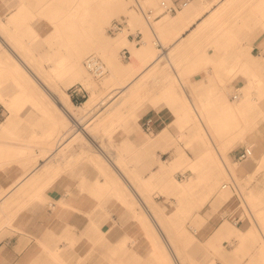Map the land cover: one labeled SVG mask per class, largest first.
<instances>
[{
  "label": "rangeland",
  "instance_id": "obj_1",
  "mask_svg": "<svg viewBox=\"0 0 264 264\" xmlns=\"http://www.w3.org/2000/svg\"><path fill=\"white\" fill-rule=\"evenodd\" d=\"M13 1L14 3H12ZM62 1L64 0H0V25L8 27V31L3 33V37L8 38L12 35L20 37L21 42L29 46V53L41 62L42 68L40 69L43 76L50 74L52 71L50 59L53 58V55L66 54L68 51V44L64 45L66 40L56 37L55 31V26L63 22L67 17L69 3ZM93 1L90 0L91 3ZM166 5H173V0H122L121 6L117 11L105 9V12H101V8H99L98 12L102 15L107 14L109 17L101 27V33L98 34V38L103 42L115 40L119 32L112 33L111 27L114 22L119 21L123 23V29L129 31V35L134 34L135 40L133 43L135 45L139 44L142 47L144 42L148 40L152 47H155V43L158 45L163 43L167 47L170 45L171 40L162 36L160 30L162 31L163 28L159 26L158 21L166 16L173 17L172 14L176 12L167 11ZM20 6L23 12L30 16V20L19 18L16 23H9L11 12H16ZM222 11V15L214 17L213 22L206 27V30H210L212 35L231 34L233 39L237 37L238 39L242 38V40L210 44L207 42L206 47L203 48L204 51L200 50L199 45L197 43L194 44V42L191 43V46H196L193 51L189 49L184 51L182 46H177V48L167 54V49L162 50L160 48L158 51L156 49L155 53L158 54V57L156 60L154 59L155 61L148 58L151 56L149 51L145 55L143 62L145 61L144 64L146 65L148 63L151 64L153 61V68L138 82V85L141 86L143 83H149L150 78L159 76L161 77L159 79L161 84L169 82L182 89V85L185 87L191 85L192 77L198 71L208 72L206 75L216 88L212 90L214 94L213 99L210 100V102H214V105L196 103L193 107L187 102L190 111H181L180 106L183 105V102L178 101L179 103L176 107L172 106L177 121L172 124L173 126L169 125V135L163 140L165 143L162 142V145L165 144V146L163 145L164 147L160 149L163 151L169 150L168 153H161V158L168 163L175 151H184L195 159V164L199 167L197 168L198 170L193 171L191 168L185 169L183 167L173 170V176L181 183H187L194 173L204 177L211 169L214 171L221 169L220 171H223L225 175L221 180V184L213 191V194L209 196L205 194V191L208 190V185L207 180L203 179L199 182L197 188L193 189L194 191L190 190L180 197L175 192V187L172 183L154 179L153 171L156 169L146 167L149 156L147 153H142V148L140 152L127 154L111 152L115 144H113L114 137L109 136L112 133V131H108L109 127L114 126L115 121L122 122L123 120L137 119L141 116L138 111L143 108L140 104H136L137 101L142 102V87L135 93L132 91L131 95H127L128 93L125 91L118 99L112 102L114 95L118 91L115 89L122 86L121 82L124 79L134 76V74L120 73L115 68L113 70V65L110 63L111 59H109H113L116 64L114 67L116 68L119 65L124 66L123 64L128 63L130 61V52L124 53V48L128 47L127 45H122L120 48L112 47L106 54L103 50L101 52L94 50L85 55L83 59L85 68V61L91 54H97L104 60L108 71L103 77L97 78L87 71V77L82 80L70 82L60 78L51 81L49 84L48 87L51 92L59 96H66L67 94L72 100H75V96L72 95L73 90L83 86L86 90L82 93L81 101L79 103L75 102L77 106H82L91 96L92 91L97 89L98 98L95 101V105L84 116L88 120L93 117V120L86 125L84 130L79 124L75 125L73 121L71 122L64 118L62 113L53 105L50 97L34 83L28 81L27 91L37 92L39 97L43 96L44 99H41L40 104L29 103L17 117V130H23V128L28 127L32 130L30 133L23 135L21 133L17 134V132H10L0 136V139L7 141L8 144L6 147L7 153L5 155L0 154L3 157L5 156V159L0 164V169L11 164H19L25 168L34 167V164L41 162V158L54 154L50 163L52 162V168L55 169V181L58 187V183H61L65 174L70 173L72 177H76L74 172L79 171V167L83 165L91 167L86 172L88 177H96L98 180L105 178L106 175H104L102 167L109 168L112 171L107 161H105L107 160L105 154L106 156L109 155L113 161L127 166V170L132 175L137 174L140 177L154 179L153 185H147L146 193L153 202H157L163 207L162 216H174L175 213H172V211L182 200V196H185L186 200L189 199L193 203L190 212L184 214L180 212L179 215L172 218V223H176L172 227L174 237L178 238V245L181 246L185 253V259L188 264H241L245 261H247V264H264L260 258L261 248L264 245V216L262 213L264 208V201L262 200L264 198V164L260 166L257 159L261 156L262 146L264 145V88L261 87L264 86V0H227L222 7ZM177 14H180V12ZM217 21L219 24L214 27ZM15 29L18 30L16 34H14L16 32ZM139 33H141L140 36H138ZM63 34H65L64 31ZM243 38L247 40L244 41ZM158 45L157 48H159ZM208 49H213L215 54H223L224 56L208 57L206 56ZM192 54H195V56ZM198 54L204 55L198 56ZM8 55L9 52L0 42V59L6 60ZM15 75L18 78H22L23 73L15 71ZM111 76L112 82L104 89L105 80ZM4 84V88H7L15 83L13 78H7ZM39 90L40 92H38ZM84 94H86V98H84ZM250 94L253 98V108L247 112V119L242 120V128L239 130L240 134L232 138L234 134L232 135L223 129L221 134H219L217 132L218 128L210 126L208 119L213 117L215 106L220 108L228 101L239 102L244 96ZM120 101L121 103L119 104ZM0 102L6 106L8 110L7 118L9 119L13 110L2 100ZM115 107L116 109L113 111L112 109ZM171 127L177 129L178 134L184 136L173 137L171 135ZM207 129L208 131L206 132ZM146 137L147 141L153 145L160 141L157 135H146ZM44 145L47 147L45 149H54L56 152L46 153L44 151L40 154L34 152L36 147L41 148ZM76 146L81 147V152H73L78 150H76ZM246 147H251L254 150L256 158L252 157L245 161H238L236 155ZM85 148L86 150H84ZM99 150H102L100 151L101 153L97 152ZM103 150L108 152H103ZM102 152L105 154L103 155ZM206 152L214 154L220 168H214L213 166L210 168L207 163H200V158ZM157 156L158 154L152 155V165H154L153 161H155ZM116 157L119 158L116 159ZM43 169H46V167H43ZM235 169L237 172H235ZM232 182L236 183L238 190L235 191L232 188L223 189V184ZM121 185H124V183L119 186ZM9 188L10 186L4 187L0 197L4 193L6 194ZM112 191L111 189H105L102 193L95 192L94 195L99 200V206L103 207V211L112 217L113 226L117 228L119 225L113 219V211L111 212L107 207L110 203L120 202L123 207L119 209L120 212L126 209L125 215H128V220L133 219L139 223L142 232L134 239L126 236L120 239V249L118 252L114 251V260L116 258L114 263L166 264L162 263L164 259L159 261L156 256L149 253L151 249H155L157 253H161L163 258H167L166 255L162 254L163 250L160 240L157 239L154 243L151 231L147 229V218L144 215H139L141 208L136 205V200L129 193L128 197L132 198L134 203L132 207L127 200L120 199L115 194L116 192L113 193ZM233 195L240 197L241 205L244 208V224L236 225L231 221H223L222 223L230 224L242 235L252 231L253 237L245 240L242 248L238 251L236 249L241 244L238 236L224 239L220 250L218 246L216 247L210 242L211 236L222 224L215 223L214 215L220 211L231 197H234ZM23 196L29 199L37 198L43 200L42 196L36 197L31 193L23 192H20L17 198L21 201ZM111 199L114 202H110L109 200ZM44 200L48 203L46 199ZM15 205H17L16 200L13 204L3 203L0 205V211L7 213L13 210L11 214H14L16 212ZM21 209L20 205L17 210ZM106 213L105 216L107 218ZM13 220L14 218H9L8 221L5 220L3 222H8L9 225H12ZM128 241L131 242L135 249L134 263H132L131 258L130 260L128 258ZM145 247L147 249L144 251ZM115 253H118L119 259ZM130 257L132 256L130 255ZM167 263L169 264L170 262L167 261Z\"/></svg>",
  "mask_w": 264,
  "mask_h": 264
},
{
  "label": "crops",
  "instance_id": "obj_2",
  "mask_svg": "<svg viewBox=\"0 0 264 264\" xmlns=\"http://www.w3.org/2000/svg\"><path fill=\"white\" fill-rule=\"evenodd\" d=\"M184 1L173 0V3L182 4ZM199 2L200 0H190L188 6L182 7L178 12L172 14L173 18H179L181 14L184 16L183 21L178 22L172 29H163L162 31L159 29L164 38L171 40L170 45L167 47L163 43L158 45L162 50L167 49V54L177 46H182L184 51L188 49L193 51L196 46H191L192 42L197 43L201 48L200 50H203L207 42L210 44L242 40V38L238 39L237 37L233 39L231 34L212 35L210 30H206V27L213 22L214 17L222 15V7L227 0H204L201 4ZM179 12L180 14H177ZM162 19L160 18L159 21ZM218 21L215 22L214 27L219 24ZM129 39L133 42L135 40L134 34H130ZM243 39L244 41L247 40L246 38ZM136 46L141 47L139 44ZM124 49H128L130 52L129 58L131 61V47L128 46ZM207 51L206 56L208 57L224 56L223 54H215L213 49ZM192 55L195 56V54ZM203 55L198 54V56ZM144 62L141 61L142 68L131 81L132 84L130 82L129 87L126 85L116 88L115 90L121 92L117 91L112 99V102L115 101L125 91L128 95H131L132 91L135 93L142 87V102H136V104L143 106L138 111L141 116L137 119L123 120L122 122L115 121V125L109 127L108 131H112L109 136L114 137L113 144H115V147L111 150L112 153L140 152L142 148V153H147L149 156L146 167L157 169L158 164H156V161H153L154 165L151 164L152 155L166 152L160 149L164 147L162 143L153 145L147 141L146 135L149 134L143 129L144 120L148 117L157 120L155 135L158 136L166 127L177 121L172 106L176 107L178 101L189 102L191 105L196 103L208 105L210 100L213 99V95L210 93L216 88L208 79L206 75L208 72L206 71H198L192 77L189 87L182 85L181 89L170 83L172 88L167 96L164 91L165 84L159 82L161 78L159 76L150 78L149 83L138 86L139 80L145 77L153 68L152 62L146 65ZM147 65H150V67ZM72 101L75 103V100ZM92 120L93 117L89 120L85 117L83 120L85 122L82 125L86 126ZM73 123L75 124V122ZM82 125L80 127H83ZM31 131L25 127L17 134L27 135ZM171 135L173 137L184 136L178 134V130L174 127H171ZM45 148H47L45 145L41 148L36 147L34 152L36 154L44 151L46 153L56 152L54 149L46 150ZM75 148L78 150L73 152H81L80 146ZM6 149L0 150V154L5 155L7 153ZM103 152L108 151L103 150ZM4 159L5 156L0 157V164ZM44 159H40L41 163L46 161ZM48 164H51L50 160ZM88 169H91V167L87 165L80 166L79 171L74 172L76 177H72L70 173L65 174L61 183H58V187L55 181L54 168L48 169V171H38L41 172L38 179L32 177L30 168L22 167L19 164H11L0 169V193H2L4 187L10 186L6 194L4 193L0 197V205L3 203L10 204L13 193L18 190L24 188L20 192L31 193L36 196L39 187L44 186L41 195L43 200L29 199L23 196L21 201L17 198L14 214H11L13 210L7 213L0 211V264H115L114 251H119L120 239L125 236L134 239L142 233L141 227L135 220H128V215H125L126 209L120 212L119 209L123 208L120 202L110 203L107 207L108 210L113 211V219L119 225L117 228L113 226L112 217L103 211V207L99 206V200L94 195L96 191L93 187L97 186L98 182L105 185L103 184L105 179L98 180L96 177H88L86 175ZM15 186L17 188L14 190L13 187ZM109 201L114 202L112 199ZM127 202L129 204L130 199H127ZM20 205L22 209L17 210ZM237 205L238 199L231 197L220 211L214 215L215 223L233 222V217H237L240 213V209L236 207ZM228 212L231 214L230 218L225 217ZM9 218H14L12 225L3 222L8 221ZM145 249L146 247L144 251ZM127 250L129 260L131 258L132 263H134L135 249L130 241H128ZM116 257L119 259V255ZM241 264H247V261Z\"/></svg>",
  "mask_w": 264,
  "mask_h": 264
},
{
  "label": "bare ground",
  "instance_id": "obj_3",
  "mask_svg": "<svg viewBox=\"0 0 264 264\" xmlns=\"http://www.w3.org/2000/svg\"><path fill=\"white\" fill-rule=\"evenodd\" d=\"M203 1L204 0H200L199 3L201 4ZM62 2L69 3L68 12L66 15L67 17L63 22L58 23L55 26V31H56V37H59L60 39L63 38L66 40L64 45L66 43L68 44L67 47L68 51L66 54L62 53L58 55H53V58L50 59L51 62L50 65L52 71L50 74L46 76L41 75L42 70L40 68H42V64L40 61L35 59V56L29 53L30 50L29 46L22 43L20 37H16L14 35L9 36L8 38H4L3 33L8 31V27L4 25L2 26L0 25V42L3 44L4 48H6L7 51L9 52L8 55L9 57L7 56L6 60L0 59V100H2L5 104L9 105L11 110H13L12 116H10L9 119L7 118L4 121H0V136L6 133L8 134L10 132L16 133L20 131L17 130L18 129L17 117L20 115L21 111L23 112L25 107L29 103L40 104V101H42L41 99H44L43 96L39 97L37 92L27 91L26 87L28 81L34 83L36 86H38L39 89H42L44 93L48 95V97H50L53 105L58 109L59 112L62 113L64 118H66L71 122L72 121L75 122L76 125L78 124L82 125V121L85 118L84 117L85 113L91 110V108L95 105V101L98 98L97 89L92 91L91 96L83 103L82 106H77L75 103H73L72 99L69 98L67 94L66 96L64 95L59 96L56 93L51 92V90L48 87L51 81L60 78L64 80H68L70 82L82 80L83 78L87 77L88 70L83 65V59L87 53L94 50L98 52H101V50H103V52H105L106 54L107 51H109L112 47L120 48L122 45H127L131 47V51H132V58L130 62L123 64L124 66L119 65L116 68L114 67L116 64L114 63L113 59L112 58L109 59H111L110 63L111 65H113L112 66L113 70L117 69L120 73H125L130 75L134 74L133 77L126 78L121 82L122 84L121 87H124L126 85L127 87H129L132 84L131 81H133L135 75L139 73V71L141 70L142 66L140 65V63L145 59V55L147 54V52L150 51L151 56L148 58H150L153 61H155L158 57V54L155 53L156 49L157 51L160 50V48H157L158 45L157 43L154 44L156 47L155 48L152 47L151 43L147 40L144 42V45L142 47H137L129 39V31L127 29L125 30L122 29L118 33V36L115 38V40H113L112 42L109 41L103 42L102 40H100V38H98V34L101 33V27L104 25V23L107 21V18L109 17L107 14L102 15L100 12H98V9L101 8V12H105V9H109L110 11H117L118 8L121 6L122 0H94L93 3H91L90 0H70V1L64 0ZM12 3H14V1ZM21 8L22 7L20 6L16 12H11L10 14L11 18L9 20V23L14 24L18 21L19 18H25L28 21L30 20L29 19L30 16H28L26 12H23ZM183 18L184 16H182V14L179 16V18L166 16L158 23L159 26L163 29H172L174 26L178 24V22L183 21ZM63 31L65 32V34H63ZM17 32L18 30H16L14 34H16ZM49 57H51V55H49ZM147 66L150 67V65ZM15 71H19L20 73H23L22 78H18L15 75ZM7 78L8 79L13 78L15 84L12 85L11 87L4 88L5 86L4 82ZM111 82H112V76L105 80L103 84L104 89L107 86H109ZM130 82L131 84H129ZM261 87L264 88V86ZM171 88L172 86H170V83L167 82L164 88L166 96L170 94ZM38 92H40V90ZM210 94L213 95L214 94L213 91ZM252 102H253V98L252 95L250 94L244 96L239 102L236 101L233 103L228 101L225 102L223 107L220 108L218 106L215 107L213 106L215 108L213 110L214 115L213 117L208 119V122L211 124L210 126L214 128H218L217 132L219 134H221L223 129L226 130L228 133H231L232 135L234 134L232 138L236 137V135L240 134L239 130L242 128V120L247 119L246 116L247 112L253 108ZM120 103L121 101L119 102V104ZM210 104L214 105V102L212 101L210 102ZM115 109L116 107L113 108L112 110L114 111ZM180 110L190 111L189 105L184 102L183 105L180 106ZM88 124L89 122L87 123V125ZM82 126H83L82 129H85L86 126L85 125ZM168 127H166L163 131L160 132V134L158 135L159 137L158 139L160 141L156 142L154 145H158L159 142L162 143L163 140H165L166 137H168L170 131ZM207 131L208 129L206 130V132ZM27 142L30 141L28 140ZM163 145L165 146V144ZM7 146H8L7 141L6 142L2 140L0 141V150L5 149ZM12 147L15 148L14 146ZM84 150H86V148ZM100 151L101 150L97 152L101 153ZM168 151H169L168 149L165 150V152ZM104 154L105 153H103V155ZM53 156L54 154H51V156L50 155L46 156L45 164L39 162L36 165L34 164V167L33 166L30 167V171H31L30 174L33 175L32 176L33 178L38 179L41 173V172L39 173L38 171L40 170L48 171V169H52L53 165L52 164L49 165L48 162L49 160H52L51 158ZM105 157L107 158V160L105 161H107L112 171L109 170V168L102 167V171L104 175H106V177L104 178L105 183H103L105 185H101V183L98 182L97 183L98 185L96 187H93V189H95L97 193H102L105 189H111V191L113 190L112 191L113 193L116 192L115 194H117L120 199L125 201L127 199H130L128 197L130 193L133 196V198L136 200L137 203L136 205H139V207L141 208L140 211L141 213H139V215L140 216L144 215L147 218V229L151 231V235L153 237L154 243L155 240L157 239L160 240L161 248L163 250L162 254L166 255L167 258H163L161 256V253H157L155 249H151L149 253L151 255L156 256L159 261H162V259H164L165 261L163 260L162 263L168 264L167 263L168 261L170 262L169 264H188L187 260L185 259V253L181 249V246L178 245V238L174 237L175 235L172 230V227L173 224L175 225L176 223L174 222L172 223V218H174L176 215H179L180 212L183 214L186 212L187 213L190 212L192 210L191 206L193 203L190 202L189 199L186 200L185 196H182V200H180L179 204L172 211V213H175L174 216L172 217L162 216L161 213L164 211L163 207L160 206L157 202H153L148 197L146 193L147 191L146 187L147 185L148 186L153 185L154 179L161 181L164 180L165 182L172 183L173 186L175 187V192L177 193V195L179 194V196L181 197V195L186 194L190 190L194 191L193 189L197 188L199 182L202 181L203 179H206L208 190L205 191V194L209 196L213 194V191L216 189V187L219 186V184H221V180L225 175L224 172L220 171L221 169H219L218 171L216 170L214 171L211 169L212 171L209 170L210 172H208L204 177L194 173V175L190 178V180L187 183H181L179 182L178 179H176L173 176L174 175L173 170L183 167L185 169L191 168L193 171H196L198 170L197 168L199 167L195 164L196 162L195 159L191 158L187 153H185L184 151H175L169 163L161 158V154L155 157V161L156 164H158V167L156 170L153 171L154 179H149L143 176L140 177L137 174L132 175L130 171L127 170L128 168L127 166L121 165L116 161H113L109 155L106 156L105 154ZM252 157L256 158V154L253 153ZM117 158L119 157H116V159ZM257 159L259 162L258 164L260 166L264 164V145L262 146V154ZM108 160L110 161L112 160V161L108 162ZM199 161L201 164L207 163L210 166V168L211 166H213L214 168L215 167L220 168V166L218 165V161L214 157V154L212 152L204 153V155H202ZM43 167L44 168L46 167V169H43ZM235 172H237L236 169ZM122 183H124V185L119 186ZM16 188H17L16 186L13 187L14 190ZM43 189L44 186H40L38 192H36V196L38 197L41 196ZM20 191L18 190L17 192L13 193V196L10 200L12 204L15 202V200H17V194L20 193ZM262 200L264 201V198ZM129 204L133 207L134 203L132 198L130 199ZM262 213L264 216V208ZM252 235H253L252 231L242 235L230 224L222 223L215 231V233L211 236L210 242H212L216 247L218 246L221 250L222 249L221 243L224 239H231L233 236H238V238H240L241 241V244L236 249V251H238L242 248L243 242H245V240L247 239L248 240L251 239L253 237ZM261 249H262V253L260 254V258L262 262H264V245L262 246Z\"/></svg>",
  "mask_w": 264,
  "mask_h": 264
},
{
  "label": "built area",
  "instance_id": "obj_4",
  "mask_svg": "<svg viewBox=\"0 0 264 264\" xmlns=\"http://www.w3.org/2000/svg\"><path fill=\"white\" fill-rule=\"evenodd\" d=\"M190 0H185L182 2V4L178 3H173V5H166L165 8L169 12H177L180 8L188 6ZM123 29V23L116 21L111 27L112 33H118ZM141 41V40H140ZM129 51L128 49H124V53L127 54ZM85 65L87 70L95 77L101 78L103 77L108 69L107 65L104 62V60L97 54H91L90 56L87 57L85 61ZM86 89H84L83 86L81 88H76L73 90L72 95L75 96V102L79 103L81 100L82 93L85 92ZM84 98H86V94L83 95ZM83 103V102H81ZM8 115V110L6 106L0 102V121L5 120ZM156 124L157 120L153 117H148L144 120L143 122V129L145 130L146 133L149 135H155L156 133ZM254 150L252 148L246 147L242 149L237 155L236 158L238 161H245L250 159L253 156ZM227 188H232L235 191L238 190V186L236 183H225L223 186V189ZM234 198L238 199V205L236 206L237 208L240 209V213L238 214L237 217H233V222L236 225H243L244 224V208L241 205V200L238 195H233ZM226 218H230L231 214L228 212L225 216Z\"/></svg>",
  "mask_w": 264,
  "mask_h": 264
}]
</instances>
